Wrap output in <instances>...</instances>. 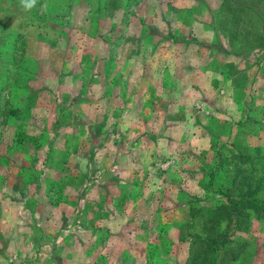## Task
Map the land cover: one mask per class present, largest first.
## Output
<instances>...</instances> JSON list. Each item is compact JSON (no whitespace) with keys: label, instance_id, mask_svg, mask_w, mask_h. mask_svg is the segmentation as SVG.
Listing matches in <instances>:
<instances>
[{"label":"rangeland","instance_id":"obj_1","mask_svg":"<svg viewBox=\"0 0 264 264\" xmlns=\"http://www.w3.org/2000/svg\"><path fill=\"white\" fill-rule=\"evenodd\" d=\"M186 46L203 48L198 74L218 76L234 99L196 122L207 147L188 168L198 171L190 197L177 190L189 181L171 191L166 163L150 168L137 151L150 119L120 117L163 105L134 104L123 78L151 74L155 50L179 68ZM249 174L264 198V0H37L31 11L0 0L1 263L16 254L10 239L28 237L33 251L17 246L16 264H191L187 234ZM233 241L216 264H264V219Z\"/></svg>","mask_w":264,"mask_h":264},{"label":"crops","instance_id":"obj_2","mask_svg":"<svg viewBox=\"0 0 264 264\" xmlns=\"http://www.w3.org/2000/svg\"><path fill=\"white\" fill-rule=\"evenodd\" d=\"M179 50L180 51H178V55L184 59V61L182 62L179 61V68L171 66V60H167L168 57H164L163 54H161L160 50H155V52L152 53L153 59L151 57V74H138L136 73V71L129 75L127 79L126 77L123 78L124 82L129 86L128 89H131V91H126V94H124V96H126V98L130 97L134 104L138 103L139 106L143 100L146 101L151 96V98L153 97V103L161 102L163 103V105L160 104L159 108L153 106L148 114H133L129 117L128 113H125L120 117L126 118L128 120L133 119L134 121H138L141 118L150 119L147 122L145 131H143V133H140L141 137L146 133L147 140L144 142L145 144L143 145V147H141L142 145L138 144L137 151L139 149L143 151V155H145L147 158V165L150 168L154 165L158 167V165L160 164L161 167L164 166L165 163L167 164L165 170H163L167 171V173L159 177L162 178L166 186L168 185L170 187L171 191L174 190L175 187L174 180L179 179V182L189 181L190 184L188 186L190 187V189L180 185L177 190L179 192H182L186 197H190L198 195L194 187L196 182L195 178L198 177V171L196 173H193L188 168L190 167V164H192L198 158L199 150L205 149L207 147L206 143L200 141L197 138L199 137V128L201 127V125L200 123L196 122L200 117L206 118L207 115H214V113L216 112V108L218 109L221 103H225L227 106L234 105V99H230V94L225 92V90H221L222 85H218V76H213L212 74V77H210L209 75L198 74V71L200 69H203L205 62L204 64H197L193 63L191 59H194V55L196 54H200L203 59L204 52L201 46H198L197 48L193 46H186L184 50L181 48H179ZM184 74L187 76L183 77ZM187 79H190V82H185V80ZM135 80L137 83H135ZM133 84L136 85L134 86ZM101 88H103L102 85ZM105 92L106 90L103 91V94ZM129 92H131V95L129 94ZM89 95L93 97L94 100L100 98V100L102 101L103 95H101V97H96L92 94ZM106 97L109 100L111 98H115V95L107 93ZM137 112H140V110L138 109ZM150 114L151 117L149 116ZM194 126L197 129H194ZM116 129L118 131V128ZM124 129L129 130L128 127H125L122 128V131H125ZM133 133L134 132H132V134ZM202 133L203 134L200 133L201 136L206 135L204 131ZM134 134L137 138L139 131H137V134ZM138 138L140 139V137ZM163 157H165V159L161 161ZM116 160L114 159V161H112L113 165H119L122 162V160L120 162H117ZM130 162H133L132 158ZM133 165L134 163H132V166ZM119 169L120 167L117 168V173L119 172ZM175 175L177 176L176 178H171V176ZM171 207L168 210H170ZM98 210L101 213V209L99 208ZM158 210L159 212L163 213L167 210V208L163 209L159 207ZM174 212L178 215H187L188 209L177 211L174 210ZM101 217H104V212H102ZM98 218L99 221H102V225H100V227L104 226L103 224L107 219L101 220L100 217ZM91 220L94 219L89 220L92 223L91 226L93 227V222ZM116 221L117 220H114L113 223H116ZM115 225L116 224H113V227ZM32 242L33 240H30L28 237H23L20 239L17 238L14 241L13 238L10 239L9 243L5 247L15 249L16 254L11 255L10 253L8 256H2L1 258L4 260H1L2 263L0 262V264H16L15 260L20 258L18 256L19 251H17V246L21 247L22 245H24L26 249H21V254L29 256L28 253L33 251ZM29 248L32 249L29 250ZM8 252H10L9 249L7 253ZM16 256L18 257L17 259ZM61 260V264H78V260L74 258L66 261L63 259ZM31 261L33 262V260H27V262ZM86 262L90 264L92 261L90 262V260H87Z\"/></svg>","mask_w":264,"mask_h":264},{"label":"trees","instance_id":"obj_3","mask_svg":"<svg viewBox=\"0 0 264 264\" xmlns=\"http://www.w3.org/2000/svg\"><path fill=\"white\" fill-rule=\"evenodd\" d=\"M245 160L249 161L248 157ZM234 179L236 180V177ZM262 182L249 174V178L246 177L242 183L240 179L237 180L240 187L237 191L234 190L230 194V190H224L222 197L226 200L225 203L207 209L208 215L202 219L201 232L187 234L190 238L191 264H216L218 253L226 244L232 243L233 239L246 234L252 219H264V198L260 196L263 190ZM230 186L232 187V184ZM193 211L189 214L191 219ZM186 224L190 225L189 222ZM180 240L185 241L183 235ZM246 244L242 242L239 246L243 248ZM231 256L232 260L238 257L233 253Z\"/></svg>","mask_w":264,"mask_h":264},{"label":"clouds","instance_id":"obj_4","mask_svg":"<svg viewBox=\"0 0 264 264\" xmlns=\"http://www.w3.org/2000/svg\"><path fill=\"white\" fill-rule=\"evenodd\" d=\"M37 0H21V5L25 11H31L36 6Z\"/></svg>","mask_w":264,"mask_h":264},{"label":"built area","instance_id":"obj_5","mask_svg":"<svg viewBox=\"0 0 264 264\" xmlns=\"http://www.w3.org/2000/svg\"><path fill=\"white\" fill-rule=\"evenodd\" d=\"M166 165H167V164H166ZM166 165H165V166H166Z\"/></svg>","mask_w":264,"mask_h":264}]
</instances>
